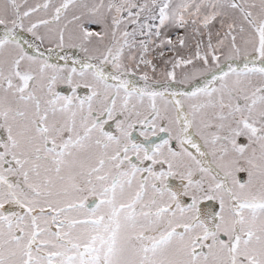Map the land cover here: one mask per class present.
<instances>
[{
  "label": "snow or ice",
  "instance_id": "6c2138e0",
  "mask_svg": "<svg viewBox=\"0 0 264 264\" xmlns=\"http://www.w3.org/2000/svg\"><path fill=\"white\" fill-rule=\"evenodd\" d=\"M0 264H264V0H0Z\"/></svg>",
  "mask_w": 264,
  "mask_h": 264
}]
</instances>
